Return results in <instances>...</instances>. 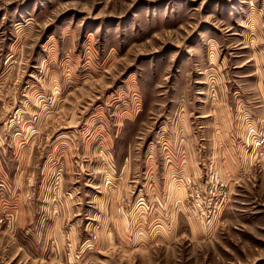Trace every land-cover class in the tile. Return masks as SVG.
Here are the masks:
<instances>
[{
  "label": "rangeland",
  "instance_id": "rangeland-1",
  "mask_svg": "<svg viewBox=\"0 0 264 264\" xmlns=\"http://www.w3.org/2000/svg\"><path fill=\"white\" fill-rule=\"evenodd\" d=\"M0 264H264V0H0Z\"/></svg>",
  "mask_w": 264,
  "mask_h": 264
},
{
  "label": "crops",
  "instance_id": "crops-1",
  "mask_svg": "<svg viewBox=\"0 0 264 264\" xmlns=\"http://www.w3.org/2000/svg\"><path fill=\"white\" fill-rule=\"evenodd\" d=\"M169 191L171 192V190L169 189ZM125 199H127L128 200V198H126L125 197ZM77 210H75V212H76ZM75 217L77 216H79V212H77V213H74L73 214ZM89 215H91V214H89ZM51 222V224H47V225H42V227L43 226H50L51 227V231H50V234H49V241L50 242H56V244H57V242H60V226L62 225V222H59V220H50L49 221V223ZM22 225H23V222L21 223ZM75 226H76V223H73V224H71L70 225V227L71 228H73V229H75ZM73 233H74V231H73ZM72 233V235L73 236H75L74 234ZM71 235V236H72Z\"/></svg>",
  "mask_w": 264,
  "mask_h": 264
},
{
  "label": "built area",
  "instance_id": "built-area-1",
  "mask_svg": "<svg viewBox=\"0 0 264 264\" xmlns=\"http://www.w3.org/2000/svg\"><path fill=\"white\" fill-rule=\"evenodd\" d=\"M92 238H93V240H94V239H96V235H95V234H93Z\"/></svg>",
  "mask_w": 264,
  "mask_h": 264
}]
</instances>
